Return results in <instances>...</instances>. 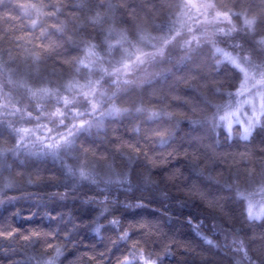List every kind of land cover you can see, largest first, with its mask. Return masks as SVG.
Instances as JSON below:
<instances>
[{"label": "trees", "instance_id": "trees-1", "mask_svg": "<svg viewBox=\"0 0 264 264\" xmlns=\"http://www.w3.org/2000/svg\"><path fill=\"white\" fill-rule=\"evenodd\" d=\"M201 1L236 31L119 88L125 63L189 29L188 0H0L4 100L57 114L30 142L35 120L0 109V264H264V217L248 215L264 115L248 139L222 120L247 77L264 83V0ZM99 84V112L88 96L65 108Z\"/></svg>", "mask_w": 264, "mask_h": 264}, {"label": "rangeland", "instance_id": "rangeland-1", "mask_svg": "<svg viewBox=\"0 0 264 264\" xmlns=\"http://www.w3.org/2000/svg\"><path fill=\"white\" fill-rule=\"evenodd\" d=\"M188 1L190 2V6L193 11H195L194 19L191 22L189 29L184 34L175 36L161 51L142 55L139 58L137 57L132 62L125 63L113 76L112 82L116 87L118 86L120 88L121 86L122 88H127L135 84H141L149 81L155 76L161 74L167 65L182 57L184 52L193 45L207 40L218 42L221 40V37L228 32L236 31L237 28L235 24L227 14L215 10L211 5L201 0ZM224 53L226 54L225 51ZM235 60L236 59H234V62H236ZM244 72L251 75L248 71L244 70ZM4 85L5 83L0 77V109L7 108L13 113H16L20 118L22 115L23 117L34 119L35 126L33 124H26L24 128H21L20 136L23 141L35 142L34 140L39 139V130H41V134L46 132V129H40L45 121H42L40 125L38 120L45 119L46 122L49 123L51 121H55L57 114L53 113L54 116H40L37 118L27 112V108L8 107L1 92ZM104 87L105 84H99L95 87L93 92L90 91L85 93L83 96L81 95L82 97L76 96L74 98L67 99L65 108L69 109V106L74 107L79 102H83L84 96H88V101L92 107L90 115H94L96 112H99L94 95H97ZM263 87V82L259 83L256 80L254 81L250 76L247 77L246 81L243 83V87L240 88L236 94V104L227 110L224 116H222L223 123L228 129L231 130L236 125L240 126L242 129V136L245 139H248L251 136L254 128L260 123V119L264 115ZM84 101H86L85 98ZM68 112L70 111L68 110ZM63 117L71 118L72 127L78 120H81L80 115L75 114V112H72L71 115L70 113L60 115L58 116V119L63 120ZM48 132H50V130H48ZM51 138L52 137L49 138L48 136L47 140H50ZM40 139L45 138L42 137ZM248 215L251 219H261L264 217V202H256L255 204L252 200H250L248 202ZM230 243L235 245V247L239 250L244 249V246L239 240L230 238Z\"/></svg>", "mask_w": 264, "mask_h": 264}]
</instances>
